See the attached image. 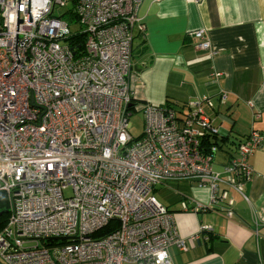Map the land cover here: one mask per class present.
Instances as JSON below:
<instances>
[{
    "label": "built area",
    "instance_id": "built-area-1",
    "mask_svg": "<svg viewBox=\"0 0 264 264\" xmlns=\"http://www.w3.org/2000/svg\"><path fill=\"white\" fill-rule=\"evenodd\" d=\"M142 2L0 0V194L8 204L0 264H173L170 248L188 246L158 185L194 183L212 204L228 198L225 186L249 202V158L264 135L252 131L217 171L220 131L204 110L214 107L210 95L181 116L134 104ZM74 35L85 36L83 50L71 45ZM189 37L197 52L217 55L204 31ZM221 77L211 74L209 84ZM218 97L226 103L225 92ZM133 112L145 116L137 139Z\"/></svg>",
    "mask_w": 264,
    "mask_h": 264
},
{
    "label": "crops",
    "instance_id": "crops-1",
    "mask_svg": "<svg viewBox=\"0 0 264 264\" xmlns=\"http://www.w3.org/2000/svg\"><path fill=\"white\" fill-rule=\"evenodd\" d=\"M139 16L146 32L134 42V104H168L181 116L188 102L210 95L214 107L204 110L220 131L222 152L213 165L221 171L252 131L264 135V0H143ZM197 30L210 39L215 57L194 49L187 35ZM216 72L222 74L217 87L209 84ZM249 163L255 172L243 189L249 202L225 186L228 198L212 204L210 191L194 183L161 185L177 195L165 206L188 246L170 248L173 264H264V142ZM196 203L205 208L194 211ZM224 209L233 210L231 219Z\"/></svg>",
    "mask_w": 264,
    "mask_h": 264
},
{
    "label": "rangeland",
    "instance_id": "rangeland-1",
    "mask_svg": "<svg viewBox=\"0 0 264 264\" xmlns=\"http://www.w3.org/2000/svg\"><path fill=\"white\" fill-rule=\"evenodd\" d=\"M135 49L137 50V48L135 47ZM135 50V52H136ZM137 54V53H136ZM135 54V55H136ZM215 102H217L216 100H214ZM140 106H143L142 104ZM139 107V106H138ZM144 123H145V116L143 112H133V115L130 117V124H131V128H130V133L134 138H139L143 131H144ZM222 152V151H221ZM220 153H218V157L220 156ZM72 194V190L69 189L66 191V195H71ZM155 195L157 197V199L162 202L164 205L169 202V201H176L177 200V195L172 192V191H166L161 185H158L156 187V192Z\"/></svg>",
    "mask_w": 264,
    "mask_h": 264
},
{
    "label": "trees",
    "instance_id": "trees-1",
    "mask_svg": "<svg viewBox=\"0 0 264 264\" xmlns=\"http://www.w3.org/2000/svg\"><path fill=\"white\" fill-rule=\"evenodd\" d=\"M187 37L190 38L189 34L187 35ZM84 39H85L84 35H74L73 37L69 39V41L72 46L78 47V48L81 46V50H83ZM167 106L171 107L168 104ZM7 218H8V204H7L5 196L3 194H0V229L6 223Z\"/></svg>",
    "mask_w": 264,
    "mask_h": 264
},
{
    "label": "water",
    "instance_id": "water-1",
    "mask_svg": "<svg viewBox=\"0 0 264 264\" xmlns=\"http://www.w3.org/2000/svg\"><path fill=\"white\" fill-rule=\"evenodd\" d=\"M129 107H133V103L129 105Z\"/></svg>",
    "mask_w": 264,
    "mask_h": 264
}]
</instances>
